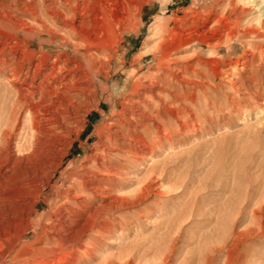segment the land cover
<instances>
[{
  "label": "rangeland",
  "instance_id": "374dc122",
  "mask_svg": "<svg viewBox=\"0 0 264 264\" xmlns=\"http://www.w3.org/2000/svg\"><path fill=\"white\" fill-rule=\"evenodd\" d=\"M212 1L91 0L84 8L86 14L78 12L73 22L48 16L46 0H0V53L22 57L30 50L37 58L46 52L51 55L49 62L61 55L69 66H78L81 81L78 94L68 99L54 95L59 103L42 107L38 133L30 134L33 138L27 151L17 152L21 158L4 168L7 174L0 179V226L24 228L34 200L47 197L52 190L61 193L67 189L70 173L79 170L94 150L96 129L119 111L135 79L147 74L154 63L151 54L140 61H136L137 56L152 47L166 29L174 82L179 79V85L194 91L202 78L208 87L216 88V93L205 98L195 96L185 107V114L181 113V102L176 101L171 108L165 103L177 129L189 124L187 140L182 138L168 146L160 138L169 131L160 126L155 141L151 138L135 143L134 152L122 160L127 181L114 190L128 199L107 213L118 225L96 245L94 261L82 264H99L106 256L115 258L114 264H264V29L245 38L232 36L227 43L212 47L208 42L216 40L207 37V25L191 21L189 13ZM257 15L255 11L247 15L242 27L254 23ZM154 31L159 34L152 35ZM106 53H112L111 62L107 63ZM184 56H191L193 64L198 58L214 80L207 79L200 65L184 73L176 63L183 65L185 61L173 60ZM95 57L100 62L94 74L87 66ZM108 193L112 192L100 194L96 204L111 202ZM60 203V196L51 199L49 206L39 203L30 216L35 222L40 217L39 225L28 228V241L35 239L49 217L57 216Z\"/></svg>",
  "mask_w": 264,
  "mask_h": 264
},
{
  "label": "bare ground",
  "instance_id": "6f19581e",
  "mask_svg": "<svg viewBox=\"0 0 264 264\" xmlns=\"http://www.w3.org/2000/svg\"><path fill=\"white\" fill-rule=\"evenodd\" d=\"M90 2L91 0H46L48 9L47 15L50 17L58 15L61 21H67V19L70 18L71 20L73 19L72 21L74 22V18L77 16V13H85L83 12L84 8L90 6ZM197 7L198 8L195 7L196 10L193 9L191 12H189L190 19L193 22L201 21L204 26L207 25L205 33H207L208 36L206 34L205 35L211 39L216 40L215 42H208L209 45H212V47L220 46L221 43H227L232 36L237 35L239 37L241 36L240 38H245L256 34L260 31V29H264V0H261L260 2L256 0H213L209 5H206L205 2L204 5L200 4V6ZM253 11L258 14L253 18L254 23H250L249 20H246L247 23L249 22L250 24H248L247 26L243 25L245 26L243 28L242 21L246 18L247 15L253 13ZM251 16L252 15H250L249 18H252ZM185 19H182V21ZM80 21L82 22V20ZM169 21H167V23ZM198 26L196 27L198 28ZM196 27L194 29H197ZM75 29V26L74 28L71 27L72 31H74ZM53 32L55 34L57 33L56 30ZM155 34L159 33L154 31L152 35ZM189 35L190 34H188V37ZM65 37L66 36L64 34V36H62V39ZM70 38L71 36H69V39ZM81 40H79V42ZM79 42L77 44H80ZM169 42L170 40L166 36V29H164L163 32L160 33L158 40L154 43V45L152 47L150 46V48H145L142 53L137 56L136 61H140L143 57L151 54L152 60L154 61L155 65L154 63L153 65H150L147 74L143 73L144 75L142 74V76H138L135 79V82L131 86L130 92L126 95L123 102L120 103L121 105L119 111L112 115L107 123L96 129V141L94 142V150H92L93 152L91 154L86 156L85 163L79 168V170L70 173V184L67 186V189L65 191H62L61 193H58V190H52L51 194L47 197L34 200L31 207L32 210H30V212L27 213L25 217L26 221L24 228H21V226H17L16 228H14L10 225L6 227L0 226V264H82V262L94 261V259L96 258V245L99 244L101 240L106 238L115 228V226L118 225V222L111 220V218L107 216V213H113L115 209L123 205V201L128 199V196H119L118 194H115L114 190L116 189L115 187H121V185H123V183L127 181L126 177L123 176L125 165L122 163V160H125L129 155L132 154V152H134L133 150L136 148L135 143H137V141L140 142L141 140L145 139H153V137L157 136V132L160 126H163L164 129L169 131L165 135L166 138L164 136L165 139L163 137L160 138V140H165L168 146L173 145L176 141L179 142V140H181L182 138L187 140L189 124L186 125L187 123H184V126L181 129H177L174 125L171 112L167 110L165 103L170 104L168 107L171 108L176 101L181 102L182 105L180 106H183L181 113L185 114V107L192 103V99H194L195 96L197 99L198 97L205 98L209 95L214 96L216 93V88L212 86L208 87L209 85L207 86V84L203 82L202 78L198 79L201 82H199L198 85H195L196 89L194 91L187 88L186 86L179 85V83H177L179 80L178 78V80L175 79L176 82H174L172 76L173 73L172 75L170 73V62L172 61V59L169 58ZM144 43V45H149L148 43L146 44V42ZM242 45H244V43ZM106 46H108V44ZM90 49H92L91 46ZM250 51L254 50L251 49ZM9 55V52L6 54L0 53V179H3V177H5V175L7 174L5 173L6 169L4 170V168L6 166L8 168L9 164H15V162L19 158H21V156H19V153L17 152L25 151L28 148L29 140L31 137L30 134H34L35 132L38 133V127L41 118L40 111L42 107L50 102L54 105L56 103H59L58 100L57 102L52 98L54 95L59 94V96L61 95L64 97H62L63 99H68V97L72 94H76L77 89H79L78 87L80 81L78 66H69L67 60H61V55H55V57L53 56L54 60H51V62H49V57L51 55H48V53L46 52H41L40 56H38L37 58H34V52L30 50H25L22 57H10ZM194 55H196L195 52ZM92 56L94 55L92 54ZM112 56V53H106L105 57L107 63L110 61ZM191 56L175 57L173 58V60L174 62L179 59L185 61L183 65L182 63L180 64L178 62L176 63V65H178V67L181 68L184 73H188L190 67L192 68L194 67L193 65H200L199 61L197 60L198 58H195V62L193 64V62L191 61L193 60V58H191ZM96 57L95 59H92L87 66V68L94 74V69L97 67L98 62H100L97 60L98 57ZM190 61L192 63H190ZM24 62L28 64H26V67H24L23 65ZM82 64L80 66H82ZM101 65L99 67H102L104 64L102 66ZM200 66L204 70L205 67L203 65ZM206 70L208 69L205 68L203 72H205L207 79L213 81L215 77H210ZM83 74L85 73L83 72ZM84 79L86 80L85 77ZM91 79L93 81L94 77L92 76ZM193 79L196 80L197 78ZM184 81H186V78ZM232 84L233 82L230 85ZM242 85L248 87L249 84L242 83ZM59 89H61L60 92L58 91ZM79 93H81V91ZM198 103H200V101ZM215 104L217 103H214V105ZM194 108H191V110H193ZM179 114L177 113L176 115ZM53 120L54 119H52V122ZM106 191L112 192L110 194L108 193V196H112V201L109 203L97 205V197H99L100 194L103 195ZM57 196H60L61 199V209L58 212L57 216L55 218L53 217L54 219H51V217H49L48 222L41 227V230L37 233L35 239L32 241H28V228L34 227V223L36 226H38L40 221V217L37 218V222H35L33 220V217L30 216H32L37 211L39 203L43 202L46 206H49V202L51 201V199ZM119 231L121 232V230ZM111 257L112 256H106L99 264H114L115 258Z\"/></svg>",
  "mask_w": 264,
  "mask_h": 264
}]
</instances>
